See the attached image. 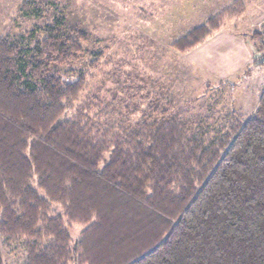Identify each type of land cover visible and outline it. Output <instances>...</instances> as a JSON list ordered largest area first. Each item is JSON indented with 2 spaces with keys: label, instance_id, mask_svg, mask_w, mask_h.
I'll return each instance as SVG.
<instances>
[{
  "label": "trees",
  "instance_id": "obj_1",
  "mask_svg": "<svg viewBox=\"0 0 264 264\" xmlns=\"http://www.w3.org/2000/svg\"><path fill=\"white\" fill-rule=\"evenodd\" d=\"M218 19L173 46H196ZM63 22L45 25L33 57L0 38L3 241L24 248L23 264H264V84L246 121L209 131L174 116L115 128L75 107L82 71L40 73L44 60L82 50ZM64 221L85 226L73 245Z\"/></svg>",
  "mask_w": 264,
  "mask_h": 264
},
{
  "label": "rangeland",
  "instance_id": "obj_2",
  "mask_svg": "<svg viewBox=\"0 0 264 264\" xmlns=\"http://www.w3.org/2000/svg\"><path fill=\"white\" fill-rule=\"evenodd\" d=\"M25 1L0 0V38L33 57L45 25L62 18L64 34L82 50L66 61L53 55L40 73L82 71L86 86L75 107H86L97 121L117 128L176 116L211 131L234 118L246 121L257 106L264 84V0H31L37 11L24 17ZM214 16L218 26L199 44L184 51L173 46ZM53 206V213H62ZM64 224L73 245L85 226ZM0 254L2 264L26 258L20 244L1 237Z\"/></svg>",
  "mask_w": 264,
  "mask_h": 264
},
{
  "label": "crops",
  "instance_id": "obj_3",
  "mask_svg": "<svg viewBox=\"0 0 264 264\" xmlns=\"http://www.w3.org/2000/svg\"><path fill=\"white\" fill-rule=\"evenodd\" d=\"M252 0H245L246 3H250Z\"/></svg>",
  "mask_w": 264,
  "mask_h": 264
}]
</instances>
